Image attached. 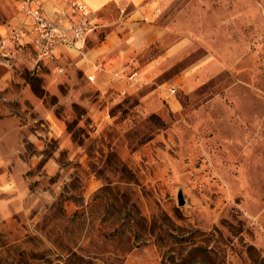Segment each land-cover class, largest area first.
Wrapping results in <instances>:
<instances>
[{"label": "rangeland", "instance_id": "rangeland-1", "mask_svg": "<svg viewBox=\"0 0 264 264\" xmlns=\"http://www.w3.org/2000/svg\"><path fill=\"white\" fill-rule=\"evenodd\" d=\"M22 21L0 0L11 122L28 127L0 264H264V0H160L159 41L114 88L59 84L58 49L40 58Z\"/></svg>", "mask_w": 264, "mask_h": 264}, {"label": "crops", "instance_id": "crops-1", "mask_svg": "<svg viewBox=\"0 0 264 264\" xmlns=\"http://www.w3.org/2000/svg\"><path fill=\"white\" fill-rule=\"evenodd\" d=\"M17 11L16 0H10ZM67 1H76L80 13L68 11L73 21L86 18L96 26L88 35L85 44L60 47L56 53V64L62 72L57 81H78L82 79L103 85L111 81L112 88L120 83H112L119 75L118 65L130 69L128 63H137L136 56L155 44L161 37L160 28L149 23L159 12L160 0H40L42 8L51 19H55L59 9ZM17 13V12H16ZM8 19L13 27L19 23V15ZM147 20V21H144ZM1 61V60H0ZM138 64V63H137ZM0 221L11 215V159L20 158L11 152V144L18 142L28 127L11 122V71L0 66ZM44 78L48 75L40 74ZM108 83V82H107ZM58 90V84L55 86ZM26 91V88H25ZM48 94H55L46 87ZM57 94V93H56ZM30 138H36L27 131Z\"/></svg>", "mask_w": 264, "mask_h": 264}, {"label": "built area", "instance_id": "built-area-1", "mask_svg": "<svg viewBox=\"0 0 264 264\" xmlns=\"http://www.w3.org/2000/svg\"><path fill=\"white\" fill-rule=\"evenodd\" d=\"M50 1V0H48ZM17 11L22 16V25L15 30L19 39L22 31L29 32L40 51V58H52L54 50L64 46H74L86 41L96 26L86 18L73 21L68 11L80 13L81 7L75 1H67L64 8L59 9L55 19L47 16L40 0H16ZM174 94V91H170Z\"/></svg>", "mask_w": 264, "mask_h": 264}, {"label": "water", "instance_id": "water-1", "mask_svg": "<svg viewBox=\"0 0 264 264\" xmlns=\"http://www.w3.org/2000/svg\"><path fill=\"white\" fill-rule=\"evenodd\" d=\"M178 199H179V204L182 205L183 202H182V198H181V195L178 196Z\"/></svg>", "mask_w": 264, "mask_h": 264}]
</instances>
